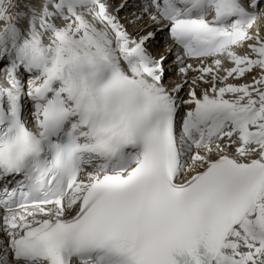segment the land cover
<instances>
[{"label": "snow or ice", "instance_id": "1", "mask_svg": "<svg viewBox=\"0 0 264 264\" xmlns=\"http://www.w3.org/2000/svg\"><path fill=\"white\" fill-rule=\"evenodd\" d=\"M126 5L0 0V264H264V0Z\"/></svg>", "mask_w": 264, "mask_h": 264}, {"label": "bare ground", "instance_id": "2", "mask_svg": "<svg viewBox=\"0 0 264 264\" xmlns=\"http://www.w3.org/2000/svg\"><path fill=\"white\" fill-rule=\"evenodd\" d=\"M131 0H127V5H126V7H125V9L124 10H122L120 13H119V15L121 16V18H124L123 16H126V15H129V17H131V14L133 13V12H135V11H137V9H136V7L135 6H130V4H129V2H130ZM124 2V0H111V4L112 5H118V4H120V3H123ZM139 2V0H137V2L136 3H138ZM111 10V9H110ZM126 22V21H125ZM260 22H263V24H264V21H260ZM259 22V23H260ZM261 24V23H260ZM129 30H133V31H136V29H134V28H132V27H129ZM150 30H153V31H155V29H150ZM157 39V38H156ZM160 45L161 44H159V48H161L160 47ZM167 46H162V48L157 52V56H159V55H163V53H164V55H166L165 53H166V51H163L165 48H166ZM172 54L170 53L169 55H167V57L168 58H170V56H171ZM170 63V62H169ZM175 68V67H174ZM253 74H255V73H253ZM169 76H171V72H170V74H169ZM174 78H175V76H173ZM181 80V79H180ZM250 80V77H244V78H242V79H240V80H232V83H245V82H248ZM179 82V81H178ZM183 110V109H182ZM181 110V111H182Z\"/></svg>", "mask_w": 264, "mask_h": 264}, {"label": "rangeland", "instance_id": "3", "mask_svg": "<svg viewBox=\"0 0 264 264\" xmlns=\"http://www.w3.org/2000/svg\"><path fill=\"white\" fill-rule=\"evenodd\" d=\"M136 2H137V0H131L130 2H129V4H130V6H135L136 5ZM160 33L161 32H158L157 33V37L156 38H158L159 36H160ZM157 55V54H156ZM246 77H249V76H246ZM230 82H231V80H230ZM200 91V89H197V93ZM182 94H187V89L182 93Z\"/></svg>", "mask_w": 264, "mask_h": 264}]
</instances>
